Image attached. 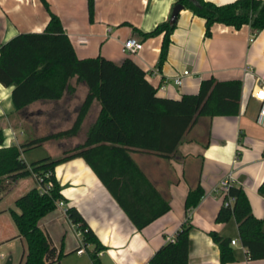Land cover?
Here are the masks:
<instances>
[{
    "label": "crops",
    "instance_id": "0c3cea01",
    "mask_svg": "<svg viewBox=\"0 0 264 264\" xmlns=\"http://www.w3.org/2000/svg\"><path fill=\"white\" fill-rule=\"evenodd\" d=\"M48 1L60 17L79 57L103 55L120 64L130 56L146 71L159 96L179 99L183 94L197 93L202 80L211 76L219 81L238 79L243 83L239 113L201 116L171 157L144 151L133 153L171 204L168 212L142 229L136 226L82 156L58 163L54 173L61 185L66 208L79 210L103 248L98 250L97 244L87 243L85 252L80 254L78 249L82 247L83 235L65 209L58 206L39 221L61 253L60 260L50 264H69L72 258L78 260L77 264H94L91 254L97 250L101 264H146L185 221L193 226L189 264H221L220 247L211 236L212 231L231 241L237 240L231 243L235 260L228 264H264V258L250 257L241 242L234 217L226 222L217 220L225 194L216 189L221 179L231 176L232 185L244 188L254 214L264 219V193L260 191L264 185V118L259 120L261 103L253 97L254 89L264 79V29L254 32L249 24L236 28L217 22L211 28L212 33L207 35L205 19L190 8H184L177 17L167 58L159 66L164 33L144 38L139 31H153L159 23L168 20L177 0H93V19L89 14V0ZM210 1L223 4L234 0ZM40 4L44 5L41 0H0V44L20 32L43 31L50 13L47 9L43 11ZM132 36L141 40L143 47L129 54L123 50V43ZM185 70L189 73L183 74ZM177 76L182 77L181 84L175 82ZM72 82L76 86L75 93L66 92L54 101L38 100L19 111L12 101L14 85L7 87L0 83V128L6 137L5 145H19L22 143L20 137L27 134L21 122L19 125L13 123L18 114L36 112L38 117L48 119L58 116V129L69 128L88 91L85 82L78 83L76 78ZM78 134L58 141L59 153L52 157H61L67 147L80 144L84 139L77 138ZM29 153L31 150L23 152L28 163L43 158L28 159ZM15 182L25 184L22 194L15 198L14 206H5L4 195ZM198 183L203 186L204 195L188 215L185 199L189 189ZM35 186L33 175L22 177L0 195V228H3L0 229V244L18 241L22 245V255L26 242L19 236L10 209L20 212L16 199ZM10 257L13 261L14 257Z\"/></svg>",
    "mask_w": 264,
    "mask_h": 264
},
{
    "label": "trees",
    "instance_id": "16d2710c",
    "mask_svg": "<svg viewBox=\"0 0 264 264\" xmlns=\"http://www.w3.org/2000/svg\"><path fill=\"white\" fill-rule=\"evenodd\" d=\"M50 13V20L41 32H20L0 44V83L12 86V101L17 111L35 101H54L66 92L75 93L77 82H85L88 91L69 128L28 139L21 144L5 145V134L0 128V195L19 178L38 172L51 181L50 191L41 192L37 185L18 197L17 208L10 212L18 227L19 236L26 242L22 264H50L61 258V253L50 235L43 230L40 219L55 210L63 199L61 185L54 173L55 166L69 158L82 156L100 177L109 191L139 229L144 228L171 209V204L135 160L137 151L151 152L169 158L179 148L201 116L235 115L239 113L242 93L241 80L219 81L214 76L203 79L197 93H186L182 98L158 95L146 71L130 56L119 64L103 55L81 58L77 55L60 17L51 9L48 0H41ZM205 19L206 34L219 22L241 28L249 24L255 31L264 29V0H234L217 4L210 0H177ZM90 18L94 3L89 0ZM177 21V20H176ZM176 21L170 18L159 23L153 31L139 33L150 38L164 33L159 66L167 58L171 35ZM95 100L100 112L89 124L85 139L74 147H67L58 158L46 156L28 163L23 152L49 140H62L78 134ZM260 191L264 193V185ZM229 194L235 197L233 206L225 204L217 220L226 222L234 217L240 239L252 259L264 258V219L253 212L242 186L231 185ZM204 195L198 183L189 189L185 199L187 214L199 204ZM71 220L78 225L84 241L103 248L97 235L79 210L67 208ZM189 215V214H188ZM185 221L175 233V240L158 248L146 264H189L190 230ZM211 236L219 245L221 264L235 260L231 240L216 231ZM98 250L91 254L94 264H101Z\"/></svg>",
    "mask_w": 264,
    "mask_h": 264
},
{
    "label": "rangeland",
    "instance_id": "374dc122",
    "mask_svg": "<svg viewBox=\"0 0 264 264\" xmlns=\"http://www.w3.org/2000/svg\"><path fill=\"white\" fill-rule=\"evenodd\" d=\"M40 6L43 9V11H46L45 10L46 7H44V5L42 6L40 4ZM13 18L17 20V17L14 15H13ZM99 106H100L99 101L96 100L95 103H93L91 107V111H92L91 115L87 118V120L84 121L83 126H82L83 128L80 129V132L77 136V138H79L80 140L85 139L86 131L89 126V123L91 120H93L96 112H98L97 110ZM35 114L36 112L31 113V114L30 113L22 114V115L18 114L14 116L13 123L15 125H19V123L21 122L22 127L24 128V130H26L25 132H27L25 137H20V141L24 142L25 140L59 130L58 125H57L58 119H59L58 116H53V117L51 116L48 119V117H38ZM58 141L60 140L46 141L41 145L28 149V150H31V153L27 154L28 159H32V157L35 158L37 156L38 157H42V156L44 157V156H49V155L56 156V154L59 153V149H60V146H58V143H57ZM24 185L25 184H20L18 182L14 183L12 188L8 192H6V194L4 195L3 203L5 204V206H14V200L17 196L22 194ZM4 219L5 218H2V220ZM4 223H7V222L4 221ZM0 229H3V228H0ZM7 230L9 231L8 226H6V231ZM22 250H23L22 245L18 241L12 242L10 244H0V264H6L10 256L14 257L13 264H21L20 261L22 259L21 258ZM77 261L78 260L72 258L70 259L69 264H77Z\"/></svg>",
    "mask_w": 264,
    "mask_h": 264
},
{
    "label": "built area",
    "instance_id": "2783aa9c",
    "mask_svg": "<svg viewBox=\"0 0 264 264\" xmlns=\"http://www.w3.org/2000/svg\"><path fill=\"white\" fill-rule=\"evenodd\" d=\"M143 47V42L141 40H139L137 37H129L128 39H126L123 43V50L129 54L134 53L140 49H142ZM189 71L185 70L183 72V74H188ZM175 82L177 84H181L182 81V77L181 76H177L175 78ZM253 97L257 100L260 101L261 106H260V112H259V120H262L264 118V79H261L259 86L254 89L253 91ZM50 172H48L45 176L38 173V172H34L32 175L33 177L36 179V185L38 187V189L41 192H47L50 191L51 187H52V182L51 181H44V179L46 178V176L49 175ZM231 180L232 177L231 176H227L224 177L223 179H221L220 183L217 185L216 189L218 191H222V193L225 194V202L224 204L226 206H233L234 201L236 200L234 196H231L229 194V189L231 187ZM57 205L59 207H62L65 209V211L67 212V208H66V203L63 199L58 200ZM81 231V230H80ZM82 233V232H81ZM170 240H175V235H173L172 237H169ZM237 242L236 239H232L231 243L235 244ZM87 244V242L84 241V238H82V247H80L78 249V252L81 254L82 252H85V248L84 246Z\"/></svg>",
    "mask_w": 264,
    "mask_h": 264
},
{
    "label": "water",
    "instance_id": "95a60500",
    "mask_svg": "<svg viewBox=\"0 0 264 264\" xmlns=\"http://www.w3.org/2000/svg\"><path fill=\"white\" fill-rule=\"evenodd\" d=\"M194 3H198V0H192ZM184 9V5L182 3H176L173 7L172 15L170 17V20L172 22H175L177 20V17L180 13V11ZM6 264H13V261L11 257L7 260ZM60 264V263H58Z\"/></svg>",
    "mask_w": 264,
    "mask_h": 264
}]
</instances>
